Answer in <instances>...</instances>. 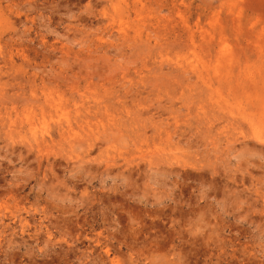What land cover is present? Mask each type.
<instances>
[{
    "label": "rangeland",
    "instance_id": "374dc122",
    "mask_svg": "<svg viewBox=\"0 0 264 264\" xmlns=\"http://www.w3.org/2000/svg\"><path fill=\"white\" fill-rule=\"evenodd\" d=\"M0 264H264V0H0Z\"/></svg>",
    "mask_w": 264,
    "mask_h": 264
}]
</instances>
